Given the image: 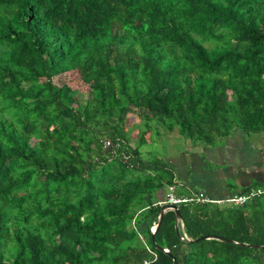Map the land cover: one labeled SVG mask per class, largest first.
Here are the masks:
<instances>
[{
  "label": "trees",
  "instance_id": "16d2710c",
  "mask_svg": "<svg viewBox=\"0 0 264 264\" xmlns=\"http://www.w3.org/2000/svg\"><path fill=\"white\" fill-rule=\"evenodd\" d=\"M237 131L264 136V0H0V264H264L190 242L264 246V194L183 204L186 240L174 211L171 255L152 240L177 182L152 135Z\"/></svg>",
  "mask_w": 264,
  "mask_h": 264
},
{
  "label": "crops",
  "instance_id": "0c3cea01",
  "mask_svg": "<svg viewBox=\"0 0 264 264\" xmlns=\"http://www.w3.org/2000/svg\"><path fill=\"white\" fill-rule=\"evenodd\" d=\"M164 137L176 139L171 141L175 146L167 158L175 169L181 194L203 192L210 200L221 202L209 204L233 207L228 203L233 196L264 183V136L249 137L243 131H237L215 147L195 146L177 133L164 134ZM248 139H252L251 144ZM178 141L179 145H176L174 142ZM252 190L261 191L260 196L264 194L260 189ZM167 192L165 189L161 193L160 201L165 199ZM156 226L157 222L152 233ZM180 228L184 232L183 221Z\"/></svg>",
  "mask_w": 264,
  "mask_h": 264
},
{
  "label": "built area",
  "instance_id": "2783aa9c",
  "mask_svg": "<svg viewBox=\"0 0 264 264\" xmlns=\"http://www.w3.org/2000/svg\"><path fill=\"white\" fill-rule=\"evenodd\" d=\"M111 145L110 142H106V146L109 147ZM179 183L175 182L173 185L168 187V192L163 201L158 203L159 206H166V205H187V204H209V203H221V202H214L210 200L203 192H192L188 195L181 194L179 192ZM262 194L261 191L251 190L247 194H239L233 196L228 203L231 204L233 207H242L245 206L248 202L253 200L255 197L260 196ZM155 228H153V231Z\"/></svg>",
  "mask_w": 264,
  "mask_h": 264
},
{
  "label": "water",
  "instance_id": "95a60500",
  "mask_svg": "<svg viewBox=\"0 0 264 264\" xmlns=\"http://www.w3.org/2000/svg\"><path fill=\"white\" fill-rule=\"evenodd\" d=\"M168 211H174L176 213V230H177L178 237L181 240H186L185 229H184V232H182L181 228H180V223L183 221L181 207L175 206V205H166V206L162 207L160 215H159V218H158V221H157V226H156V228H155V230L153 231V234H152L153 235L152 236V240H153V243H154V245L156 246V248L158 250L164 251L167 254L171 255L168 250L162 248L156 242V233L159 230V228L162 226L164 218H165V215H166V213ZM212 239L225 241V242H228L230 244H235V245L242 246V247H251V248H255V249L256 248L264 249V246H257V245H250V244L241 243V242H235L233 240H229V239L222 238V237H216V236H213V237H211V236H202V237L196 239L195 241H190V242H200V241H203V240H212ZM174 264H178L176 260H175Z\"/></svg>",
  "mask_w": 264,
  "mask_h": 264
},
{
  "label": "rangeland",
  "instance_id": "374dc122",
  "mask_svg": "<svg viewBox=\"0 0 264 264\" xmlns=\"http://www.w3.org/2000/svg\"><path fill=\"white\" fill-rule=\"evenodd\" d=\"M152 140H154L153 144L144 146L143 150L144 151L156 152L162 158L168 159L167 157H169L171 150H173L174 146H175V144L171 143V141H173L174 139L170 140L169 138L164 137V135L159 136V137L152 135ZM174 141H176V139ZM247 141L250 144L252 143V139H248ZM174 143H176V145H179V141L178 142H174Z\"/></svg>",
  "mask_w": 264,
  "mask_h": 264
}]
</instances>
